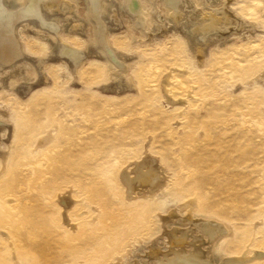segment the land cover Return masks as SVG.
Listing matches in <instances>:
<instances>
[{"label": "rangeland", "instance_id": "obj_1", "mask_svg": "<svg viewBox=\"0 0 264 264\" xmlns=\"http://www.w3.org/2000/svg\"><path fill=\"white\" fill-rule=\"evenodd\" d=\"M127 1L103 0L99 12L122 66L103 51L87 0L46 11L54 38L30 20L15 27L22 59L0 69V264L206 252L185 218L225 223L212 264L264 251V0H180L176 21L165 0H142L145 29ZM213 15L228 32L196 29ZM65 44L84 51L79 64L60 55ZM153 166L167 184L127 196L119 172Z\"/></svg>", "mask_w": 264, "mask_h": 264}, {"label": "bare ground", "instance_id": "obj_2", "mask_svg": "<svg viewBox=\"0 0 264 264\" xmlns=\"http://www.w3.org/2000/svg\"><path fill=\"white\" fill-rule=\"evenodd\" d=\"M165 1L167 3V7L169 10L170 16L176 21L180 17V12L178 9L180 0H165ZM60 2H61V0H0V69H1V67L3 68L4 65H9L11 63L16 62L18 59H22V57L20 58L21 51L18 47L17 41L15 39V34H14L15 27L17 24H19V22L30 20L29 22H35L38 25H40L39 27L47 29L52 34L53 38L55 35H58L57 34V28L55 27V24L52 22L51 19H49L48 16H44V14L46 13V11L53 9V7H57V6L59 7ZM87 2L89 3V9H90L89 15L91 16L93 21L96 23V27H97L96 33L98 35V41L105 48V41L103 40L104 28L102 27V24L99 21V12L102 11V7L104 4L103 0H87ZM125 7L132 14V17L136 20V22H135L136 25H138L139 27H142L141 29H143V28L145 29L143 24L146 23L147 19H145L143 17L144 11H143V7H142V0H128ZM222 14H223V17L225 18L224 23H227V17L230 15V13L227 11L226 12L222 11ZM100 18H101V15H100ZM206 19H209V17L208 18L206 17ZM221 21H222L221 18H218L215 15H213L208 24H206L204 27L202 26L201 28H199L200 26L199 27L197 26L198 28H196V29L200 30L202 33H208V34L210 32L212 33V32L217 31V30L219 32H222V33L228 32L229 28H219L218 27L219 26L218 24H221ZM200 25H201V23H200ZM198 30H196V32ZM67 45L66 44L61 45L62 47L59 48L60 49L59 50L60 55L67 58L73 65L79 64V62H81L82 57H83L82 52H84V51L81 52L80 50H76V49L69 47ZM55 47H56V44H55ZM103 51L106 53V56L109 57L108 59L110 62H112L115 65L122 66V64H121L122 61L119 62L120 59L116 60L117 57L115 58L116 55L114 52H110L106 48ZM113 53H114V55H113ZM121 60H123V59L121 58ZM118 67L119 66H117L116 68H118ZM114 71H116V70H114ZM120 85L122 86V84H120ZM121 86H119V87H121ZM123 87H124V84H123ZM122 90H124V89H122ZM145 156H147L145 158H148V154ZM142 160H143V157H142ZM143 161L145 162V160H143ZM136 162H134V164H136ZM149 164H148V167H149ZM140 166L145 167V165H142V164H140ZM134 169H136V166L134 167ZM148 169H150V171L148 173H146V175H144L145 173H143V172L142 173L138 172V173H136V175L133 178L129 176V172L126 169H124V170L122 169L123 171L119 172L118 177L121 180V182L123 183V186L125 188L124 193L127 196L130 197V196H134L136 194H139V193L135 192L139 188L138 185H141L140 188H143L142 194L144 195V194L153 193V191L158 190L159 188H161L167 184V177L166 176H163L161 178L154 177V175L156 174V171H157L155 169V166H153V168H148ZM160 169L164 173V170L162 168H160ZM138 170H139V168H138ZM69 199L70 198H68L67 196H61V198L59 200L60 205L62 207L69 206V204H70ZM185 206L187 207V205H185ZM168 212H169V214H167L168 216L163 217L161 215L162 217L160 218V220H162L163 222H167L170 219L172 220V218L175 216V214H173L172 212L170 213V211H168ZM189 214H190L189 216H191L190 210H189ZM190 218L193 219V215ZM187 220H188V218H187ZM187 220L185 218L182 221L189 222L190 224H195L196 226L199 225L200 228L202 229V231L204 232L205 236H207L206 238L208 240L207 239L206 240H207V243L209 244V246L207 247L206 252H208V254H206L205 251L203 252L202 250H200L197 247H195L191 251L185 250L186 252L183 249H180L177 251L173 250L174 256L171 258L167 257L168 256L167 253L163 254V255H165V257L163 256V258L165 259V261H164L162 257L159 258L158 255L156 256V254L153 253L155 251L154 250L153 252L152 251L149 252V254H150L149 258L153 257L152 258L153 260H151L149 264H212L210 259L208 260V259H206V257L209 258V256H210L209 253H211L210 251L212 250L215 241H217L222 236L227 235L228 231L225 229V226H223L225 223L224 224L216 223V221H213V222L207 221V223H203V222L199 221V219L196 221H193L191 219L188 221ZM201 223H203V224H201ZM167 232L170 233V231H167ZM176 232L177 233L179 232L181 234L183 233V232L179 231V229ZM169 233H167V234L173 235L175 232L170 233V234ZM181 243H183V242H181ZM205 255H206V257H205ZM250 255H252V256L251 257L245 256V259H243V260H240V259L238 260V259H233V258L227 259L226 258V259L222 260L221 264H242V263H245V262L251 260L252 258H264V251L263 252H254L253 254H250ZM246 257H248V258H246Z\"/></svg>", "mask_w": 264, "mask_h": 264}]
</instances>
